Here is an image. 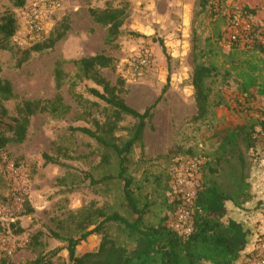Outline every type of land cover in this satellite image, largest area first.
Returning <instances> with one entry per match:
<instances>
[{
	"label": "rangeland",
	"instance_id": "374dc122",
	"mask_svg": "<svg viewBox=\"0 0 264 264\" xmlns=\"http://www.w3.org/2000/svg\"><path fill=\"white\" fill-rule=\"evenodd\" d=\"M32 1L26 0L25 7L17 10L9 0H0V23L6 13H11L17 24L8 49L0 50V79L11 84L14 95L9 101L0 100V134L11 136L7 125L13 124L17 108L23 102L54 98L53 68L57 61L67 62L64 66L69 76L67 81L75 82V92L97 107H78L67 82L60 90L64 104L70 108L67 115H35L30 119L27 138L22 144L0 148V264H33L38 256L51 254H54L53 264H67L65 240L81 237L78 223L88 208L127 215L122 202L123 185L113 178L105 180L106 176L115 175V158L111 159V164L104 165L105 151L93 139L72 132L77 127L95 131V124L101 126L109 111L105 104L88 94V89L100 88L91 81L77 80L71 62L97 54L111 57L114 66L101 70L100 74L112 86L123 81L120 97L138 113H143L160 97L169 75V88L147 123L142 145L134 149L128 166V175L133 179L131 189L140 201L147 198L150 203L145 224L156 226L164 217L171 218L168 205L173 203L174 161L197 160L202 187L211 177L206 169L202 170L207 161L205 156L216 147L211 126L260 120L263 99L256 97L246 102L233 78L226 81L219 78L212 89L221 92L228 107L214 110L211 126L193 121L196 108L191 78L194 46L196 51L207 54L202 61L222 65L224 55L233 51V45L225 38L231 17L238 15L246 4L258 6L256 16L249 19L254 25L264 26V0H231L222 4L216 0H62L61 10L45 33L37 41L20 47L17 43ZM107 7L127 11L121 36L111 45L105 44L106 29L95 25L88 14L91 8ZM63 26H68L69 30L53 48L31 52L26 62L19 63L25 49L44 44ZM160 43L166 53L162 52ZM238 46L240 50L244 48ZM145 56L148 64L142 66ZM255 63L262 66L264 61L255 60ZM2 109L4 116H1ZM134 123L125 118L119 124L115 133L119 142L127 139ZM257 131L260 132L259 127ZM258 141L249 178V197L245 202L239 198L238 207L227 204L228 215L242 221L252 233V247L238 263L251 258L256 241L264 236L263 134ZM236 170L235 163L225 165L211 178L228 194L234 193L232 174ZM14 223L23 230L21 235L14 234L11 228ZM108 233L113 237L117 235L114 227L109 228ZM4 239L10 242L11 255L4 250ZM121 239L125 241L124 237ZM100 242L98 235L80 241L76 256L96 252Z\"/></svg>",
	"mask_w": 264,
	"mask_h": 264
},
{
	"label": "trees",
	"instance_id": "16d2710c",
	"mask_svg": "<svg viewBox=\"0 0 264 264\" xmlns=\"http://www.w3.org/2000/svg\"><path fill=\"white\" fill-rule=\"evenodd\" d=\"M9 1L17 10H22L26 3V0ZM216 1L222 4L231 0ZM243 1L246 2V0ZM257 12L258 6L250 7L246 4L239 14L249 18L255 17ZM88 14L95 25L106 29V45L113 44L121 36V29L127 18L125 8H91ZM68 30V26L60 27L44 44H36L32 48L25 49L19 63L26 62L31 52L53 48L65 37ZM16 32L17 24L14 15L6 13L0 23V50L8 49V42ZM251 38L253 39L251 48L243 46L244 48L240 50L239 46L234 44L231 48L233 51L224 55L225 61L222 65L212 63L210 60L209 63L202 61L207 54L196 51L194 46L191 84L196 115L193 121L208 123L211 126L214 110L219 107H228L221 92H213L212 89V85L218 82L219 78L223 81L233 78L238 92L246 102L256 97L264 101V63L262 66L255 63V60L264 61V44L262 43L264 26L254 25ZM160 46L162 52L166 53L162 43ZM66 64L65 61H57L54 64L56 95L53 99L26 101L17 108V116L12 120L13 124L7 125V132L11 133V136L6 137L0 134L1 149L12 144L20 145L26 140L29 122L33 116L44 113L51 116H65L70 112V108L64 104L60 95V90L67 82L70 83L68 91L78 107L83 109L97 107L95 103L83 99L82 95L75 92V82L67 81L69 76L64 71ZM71 64L75 68L77 80L91 81L100 88V90L90 88L88 94L105 104L109 111L101 126L95 124V131L77 127L72 129V132H78L93 139L105 151L102 158L104 165L111 164V159L115 158V175L104 178L105 180L113 178L123 185L122 202L127 209V215L121 216L116 212L108 213L105 209L88 208L78 223V228L82 232L81 237L78 240L71 238L65 240L69 261L67 264H236L240 257L251 249L252 233L242 221L228 215L227 204L232 203L238 207L240 206L239 198L242 197L245 202L249 197V178L253 158L258 149V137L260 134L264 135V108L259 113L260 120L255 122H249V120L244 124L223 123L211 126V137L216 147L210 155L205 156L207 161L202 165V170L206 169L207 173L214 177L223 166L235 163L237 170L232 174L235 191L228 194L215 179L211 177L206 179L194 201L193 232L188 236H182L168 227L169 221L174 216L177 201L175 204L168 205V210L171 212L170 219L164 217L156 226L145 224L144 218L149 213L150 203L147 198L140 201V197L135 195L131 189L133 179L128 175L130 156L136 147L142 145L146 125L152 120L156 106L169 88V75L160 97L143 113H138L128 107L120 97L123 81H118L117 86H112L100 74L101 70L111 69L114 66V60L111 57L97 54L72 61ZM13 98L11 84L0 79V100L9 101ZM4 115L5 110L2 109L1 116ZM125 118H130L135 123L127 139L119 142L115 133ZM0 124H2L1 119ZM258 127L260 132L257 131ZM188 154L192 155L190 152ZM48 162L53 163L51 160ZM111 227L117 231L116 237L108 233ZM11 228L15 235L23 233L18 223L11 225ZM92 235L101 236L98 250L77 257L78 243ZM121 237H124L125 241ZM258 239L256 245L264 239V236ZM53 255L38 256L33 264H53L51 261Z\"/></svg>",
	"mask_w": 264,
	"mask_h": 264
},
{
	"label": "built area",
	"instance_id": "2783aa9c",
	"mask_svg": "<svg viewBox=\"0 0 264 264\" xmlns=\"http://www.w3.org/2000/svg\"><path fill=\"white\" fill-rule=\"evenodd\" d=\"M62 0H33L27 7V17L21 33L20 47L27 46L30 42L37 41L47 30L55 15L61 10ZM254 24L240 14L234 15L226 30L225 38L231 45H241L247 48L253 46ZM264 44V41L262 42ZM148 64L147 57L141 61L142 66ZM138 67L134 69L136 72ZM174 181L172 186L173 203L176 204L174 216L168 223V227L182 236H188L193 232V215L195 211L194 201L198 190L201 188L199 181L198 163L192 159L174 161ZM4 250L8 255L12 254L10 242L2 241ZM236 264H264V239L260 240L254 254L245 262Z\"/></svg>",
	"mask_w": 264,
	"mask_h": 264
},
{
	"label": "crops",
	"instance_id": "0c3cea01",
	"mask_svg": "<svg viewBox=\"0 0 264 264\" xmlns=\"http://www.w3.org/2000/svg\"><path fill=\"white\" fill-rule=\"evenodd\" d=\"M250 248V247H249Z\"/></svg>",
	"mask_w": 264,
	"mask_h": 264
}]
</instances>
